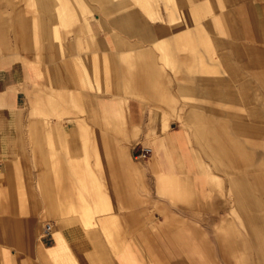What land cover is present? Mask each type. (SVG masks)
Instances as JSON below:
<instances>
[{"label": "crops", "instance_id": "obj_1", "mask_svg": "<svg viewBox=\"0 0 264 264\" xmlns=\"http://www.w3.org/2000/svg\"><path fill=\"white\" fill-rule=\"evenodd\" d=\"M88 1L94 12L83 11L82 0H0V264H232V260L245 264L246 239L234 236L244 227L212 216L216 211L210 200L218 193L201 185L202 176L190 170L179 135L187 133L193 146L204 151L203 145L213 149L215 137L220 147L240 141L252 160L263 161L264 91L254 74L259 78L264 71V0H239L228 14L233 46L224 52L236 53L239 44L242 53L254 50L261 56L242 72L236 86L202 92L206 97L236 99L224 120V111L213 116L220 122L216 136L213 121L197 118L212 113L192 110L189 104L168 110L161 95L158 106L176 115L171 119L162 113L154 123L146 93L149 58L156 57L160 71L162 66L157 35L172 32L165 22L169 16L165 5L173 9L192 0H163L165 5L159 1L163 22L156 24L138 7L119 11L138 0ZM90 36L94 41L88 45ZM227 59L228 55L224 70L234 75L238 71ZM245 71H252L253 77L249 79ZM88 80L94 89L88 88ZM243 81L250 82L253 95L250 113L242 94L236 97ZM71 89L77 108L67 109ZM130 94L137 98L129 97L123 112L120 100ZM51 95L58 99L56 108L50 104ZM186 105L187 119L194 125L190 132L177 125L181 120L177 113ZM164 118L171 120L169 130ZM251 118H261L255 130ZM230 120L238 124L231 127ZM85 126L105 137L107 151L115 150L119 134L127 133V141H137L128 152L132 161H78ZM148 135L154 138V155L141 157ZM49 137L57 154L45 161L37 146L43 140L45 153L51 155ZM240 160L228 157L235 172L241 170ZM191 175L200 194L177 195L180 183ZM106 207L112 209L110 215L121 218L126 239L118 237L119 222L113 217L105 226L98 220ZM87 215L92 217L88 220ZM46 225L52 226L51 233H44ZM255 240L261 246L259 235ZM87 246L96 249L95 257L88 258Z\"/></svg>", "mask_w": 264, "mask_h": 264}, {"label": "rangeland", "instance_id": "obj_2", "mask_svg": "<svg viewBox=\"0 0 264 264\" xmlns=\"http://www.w3.org/2000/svg\"><path fill=\"white\" fill-rule=\"evenodd\" d=\"M82 1L86 3L85 8L81 7L83 11L90 10L91 12H94L93 7H91L88 0ZM159 1L164 3L163 0H138L133 4L128 3L129 5L126 3L125 6L120 7L119 11L126 12L132 8L138 7L141 11L147 14L152 24H156L158 21L163 22V19L158 14L157 3ZM238 1L239 0H208L209 5L207 7V5H205V0H192L188 5H173V9H169L164 3L169 12L168 20L165 22L168 23L172 32L167 34L162 31L157 35L158 38L155 46L159 52L158 61L162 62V66L160 67V71L157 65L158 63L156 64V57L149 58L151 63L149 73L150 83L146 90L147 95H149L148 102L152 101L150 109L152 112V119L155 120L154 123H156L163 114L167 113L168 118L171 119H174L176 115L170 112H165L158 106V102H160L161 99L159 101L156 100L160 95L164 100V104H166V109L168 110L171 109L175 111L176 108H183L185 104H189L192 110L199 109L203 112L212 113L209 117L200 115V117L198 116L197 118L203 117L207 120L213 121L215 124L214 127L216 128V125L220 122L213 116L224 111V120L227 114L232 110L236 104V99H231L228 96H221L218 99L213 95L206 97L202 92L204 90L213 91L216 87L220 86L227 87L229 84L236 86V83L240 82L244 77L242 72H244L245 69L253 67L255 62L258 61L261 56L255 53L254 50L242 53L238 48L239 44L234 48L236 53L224 52L225 48L233 46L231 35L232 26H230V17L228 14ZM225 16L228 18H224ZM93 41L92 36H90L87 44L89 45ZM82 45L83 43L80 42V46ZM175 47L178 49H174ZM227 55V60H229L231 66L238 71L234 75H230L224 70ZM236 61L239 63V66H235L234 62ZM218 69H220L219 73H217ZM199 71L200 73L197 74ZM129 72L133 78L135 74L134 64L130 65ZM245 73H247L245 75L249 79L250 77H253L251 74L252 71L251 73L245 71ZM263 74L264 71L262 72V75L257 78L255 73L254 78L258 80V87L264 91ZM159 79L160 82H158ZM88 84L89 89H94L89 80ZM97 86L96 90L100 93V85L97 84ZM251 93L250 82L243 81V89H240L239 93L236 94V97L241 96L242 94V97L246 100V113H250L252 110L251 107H248V103L252 101L253 95ZM261 94L263 93L261 92ZM74 97L75 93L71 89L69 98L67 99V109L74 107L77 108V104L74 102ZM129 97L137 98V95L135 94V96H133V94H130L128 97L120 100V103L123 106V112L127 110ZM178 98L181 99L179 100ZM50 100L52 101L50 103L51 106L56 108L58 102L57 97L51 95ZM148 102L144 104L146 110L148 109ZM189 110V106L186 105L184 111L179 112V114L177 113V115L181 117V120H177V125L178 129H185L190 132L194 130V125L190 123L189 119H187ZM192 112L194 113V111ZM47 113L48 112H46V114ZM254 113L255 112L252 111L253 116ZM168 118L163 119L166 130H169L171 125V120ZM218 119L220 118L218 117ZM260 120L261 118H257L256 120H253L252 118L250 119V121H252L251 127L253 130H255V125L256 123L259 124L258 122H260ZM42 124L43 123H40V125ZM120 125L123 131L126 132L127 129L123 124V119ZM216 130L215 136L218 133V128ZM81 131L82 133L80 136L83 155L78 161H132L128 152L132 149V145L136 144L135 142L137 141L133 144L127 141V133L119 134L121 137L118 141V146L114 147L116 149L107 151L108 144H105V137L101 138L100 134L91 133L87 126L83 127ZM195 136L197 139V134H195ZM137 137L139 136L136 135V138ZM48 139L52 151L51 155L45 153L43 140H41V143L37 146L41 153V157L45 161H50L57 154L56 146L54 148L52 145L53 137H49ZM147 139L148 141L144 144L148 149L151 148L152 153L150 155H154L151 145V140L154 138L148 135ZM179 141L182 155L188 161L190 170L195 169L196 172L202 176L200 184L204 187L210 188L215 193L220 194H214L210 200L211 204L215 206L216 211L212 216H214L216 220L220 219L230 222L238 221L246 230H240V232L243 231V234H237V230L236 234H233L236 236L235 238H239V240L246 239L245 257L247 259L245 264H264V211H262L264 205V159H262L263 161L252 160L253 155H250V151H248V149L246 150L245 147H243L244 145L240 146V141L227 143L225 144V147H220L218 146V140L215 137L214 142H216V145L214 144L212 150L208 145H203L205 151L199 147H194L191 137L185 132H182L179 135ZM142 150L143 149H141V152ZM228 151L230 153L229 155H227ZM207 155L212 158L210 159ZM230 155L238 157V162L241 159V170L239 172H235L231 168L234 167L235 163H228V157ZM205 156L211 161H206ZM70 161L74 160L71 159ZM185 191H187L191 198L200 194L192 175L185 179L183 183H180L177 189V195H181V193L183 194ZM221 195H224L225 197H222ZM206 200H208V195L204 198V201ZM111 210V208L106 207V213L100 216L98 220H100L105 226L113 217V220L119 222V230L116 231L118 237L124 240L126 239V236L123 234L122 220L119 215H110L108 212ZM86 217L89 220L92 216L87 215ZM256 222L260 223V225H251V223ZM57 226L59 229L62 228L61 223H58ZM250 226H252V232L249 231ZM254 233L261 238V246L257 241L258 239L255 240ZM253 243L256 246H254ZM239 248H244V246H240ZM87 252L89 253L88 258H90L89 255L95 257L96 249L93 248V246H87ZM233 254L235 253H232L231 256H233ZM258 254L259 262L257 260ZM231 263L236 264L237 260H232ZM241 264L244 263L241 262Z\"/></svg>", "mask_w": 264, "mask_h": 264}, {"label": "built area", "instance_id": "obj_3", "mask_svg": "<svg viewBox=\"0 0 264 264\" xmlns=\"http://www.w3.org/2000/svg\"><path fill=\"white\" fill-rule=\"evenodd\" d=\"M152 153L151 149H143L141 152V157H147L148 155H150ZM52 232V226L51 225H46L45 229H44V233H51Z\"/></svg>", "mask_w": 264, "mask_h": 264}, {"label": "bare ground", "instance_id": "obj_4", "mask_svg": "<svg viewBox=\"0 0 264 264\" xmlns=\"http://www.w3.org/2000/svg\"><path fill=\"white\" fill-rule=\"evenodd\" d=\"M231 121V120H230ZM238 124V121H236V120H233V121H231L230 122V126L232 127V126H235V125H237ZM228 126V125H227ZM230 128V127H229Z\"/></svg>", "mask_w": 264, "mask_h": 264}]
</instances>
